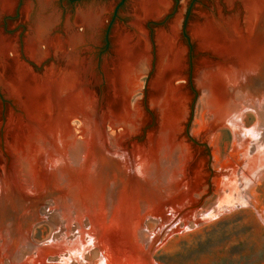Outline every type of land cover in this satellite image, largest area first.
I'll use <instances>...</instances> for the list:
<instances>
[{"label":"rangeland","instance_id":"obj_1","mask_svg":"<svg viewBox=\"0 0 264 264\" xmlns=\"http://www.w3.org/2000/svg\"><path fill=\"white\" fill-rule=\"evenodd\" d=\"M120 1L54 0L52 6L60 15V23L54 27L52 35H65L64 21L73 18L79 8L106 6L103 25L98 29L95 42L87 44L81 52L92 61L90 72L94 76L91 87L95 95L102 98L101 110L111 106L114 113L119 111L124 99L110 103L109 98L113 94L102 71L115 55L114 34L117 27H129L133 19V0H124L116 10ZM28 3L35 5L36 0H15L13 9L4 13L0 21L4 34L16 37L20 47H23L36 13L35 9L30 13L25 11ZM220 8L224 12L230 11L225 0H170L169 9L158 17L148 19L146 24L152 39L162 27L178 24L179 37L186 48L183 70L186 74L184 78L173 80V84L165 78L167 87L175 89L169 92V97H178V101L171 106L170 103L161 106L155 102L158 97L151 86L156 75L154 61L151 69L139 75L136 91L128 95L134 118L126 125L130 127L133 140L138 143L154 139L158 130H169L167 136L157 137L152 154L164 176H169L170 170L175 172V168L181 173L177 181L166 183L172 185L175 182L174 188L155 185L154 181L140 176L130 180L117 165H110L111 162L106 159L101 162L104 167L119 172V201L115 213L108 212L107 200L101 203L98 199L91 201L95 210L90 214L94 234L98 233L105 243H113L116 247V252L107 258L104 249L100 250L97 244L92 243L94 236L92 234L91 237L89 231L80 238L85 248L76 250L75 243L78 241L74 235L79 233V226L76 227L74 220L67 229V235L60 239L59 233L61 235L66 231L64 221L60 214L48 207L52 200L64 201L57 192L42 190L33 197L26 192L3 195L0 199V264H135L134 260L138 257L143 259L144 264H264V62L261 73L252 78L251 87L247 88L248 94L259 100L260 106L258 109L246 108L239 125L234 126L230 120L229 115L235 113L228 108L229 105L224 106L226 101L223 103L219 99L217 104H208V101L202 100L204 89L196 81L200 48L191 35L190 24L207 12L215 13ZM77 30L83 31L81 26ZM257 32V41L263 44L264 15ZM22 54V58L27 59L37 73L55 59L50 54L42 63L36 64ZM231 92L233 95L229 99L233 101L242 97L232 89ZM5 97L6 93L0 88V135L3 134L2 125L11 106ZM217 113L224 114L221 115L223 118ZM121 129L124 130L123 126ZM2 163L3 154L0 152V167ZM171 166L172 169H169ZM184 166L190 176L189 186H186L184 169L181 170ZM188 189L195 213L181 220L176 227L161 231L170 222V207L177 204L179 207ZM74 208L73 205L68 207L71 211ZM78 210L81 211L80 220L84 218V223H87L83 210Z\"/></svg>","mask_w":264,"mask_h":264},{"label":"bare ground","instance_id":"obj_2","mask_svg":"<svg viewBox=\"0 0 264 264\" xmlns=\"http://www.w3.org/2000/svg\"><path fill=\"white\" fill-rule=\"evenodd\" d=\"M225 2L229 12L221 8L215 13L207 12L190 24V32L200 48L198 69L195 72L198 85L204 89L205 97L202 100L208 101V104H217L219 99L223 103L226 101L224 106L229 105L228 108L235 113L229 115L235 126L241 122L246 108L258 109L260 106L259 100L250 96L247 88L251 87L252 78L259 76L263 69L264 43L257 41V31L264 15V0ZM53 3L54 0H36L35 5H26L27 13L34 9L36 13L23 47H20L16 37L4 34L0 28V88L11 103L7 120L2 125L3 134L0 135V152L3 154L0 199L3 195L17 192H26L30 197L40 194L42 190L57 192L64 201L59 203L57 199L52 200L48 207L60 214L64 221L66 231L63 230L64 234L61 235L59 233L60 239L63 240L62 237L67 235L74 220L76 227L79 226V233L74 235L78 241L75 243L76 250L85 248L80 238L89 231L91 237L92 234L94 236L92 243L97 244L100 250L104 249L107 258L116 252V247L113 243H105L98 233L94 234L90 214L95 210L91 201L98 199L101 203L107 200L110 208L108 212L115 213L119 201V172L104 167L101 162L106 159L111 162L110 165H117L130 180L140 176L162 187H173L175 182L172 185L166 183L169 180L177 181L180 177L181 173L176 168L175 172L171 173L170 170L171 174L164 176L153 159L152 150L157 137L166 135L169 130H158L154 139L138 143L133 140L130 127L126 124L134 118L128 95L135 90L139 75L151 69L154 61L156 75L151 79V86L158 97L155 102L161 106L170 103L171 106L178 101V97H169V92H173L174 88L167 87L165 78L172 82L185 77L186 48L180 40L177 23L159 29L154 39L147 30L148 19L167 11L170 0H133L132 22L129 27H117L114 34L115 55L102 71L113 94L109 98L110 103L124 99V104H120L116 113L111 110V104L101 110L102 98L97 97L91 87V78L94 76L90 72L92 61L81 49L95 42L98 29L103 25L106 6L79 8L73 18L64 21L65 35H52L54 27L60 23V15L53 10ZM14 5L15 0H0V21L2 15L11 11ZM79 26L83 31L77 30ZM22 53L36 64L42 63L50 54L55 59L37 73L28 60L22 58ZM231 89L242 97H238L237 101L229 99L233 95ZM228 108L225 110L228 111ZM219 113L217 115L221 116ZM122 126L124 130L120 131ZM185 166L181 170L184 169L186 186H189L191 180ZM191 195L188 189L185 196L183 194L181 205L170 207V222L161 231L173 228L195 213ZM69 205L75 207L73 211L68 209ZM78 208L83 210L87 223H84V218L80 220L81 211ZM134 263L144 264L139 257Z\"/></svg>","mask_w":264,"mask_h":264},{"label":"water","instance_id":"obj_3","mask_svg":"<svg viewBox=\"0 0 264 264\" xmlns=\"http://www.w3.org/2000/svg\"><path fill=\"white\" fill-rule=\"evenodd\" d=\"M123 2H124V0H121L120 2H119V4L117 5V7H116V10L119 8V6L121 5V4H123ZM109 32V28H108V30H107V33Z\"/></svg>","mask_w":264,"mask_h":264}]
</instances>
